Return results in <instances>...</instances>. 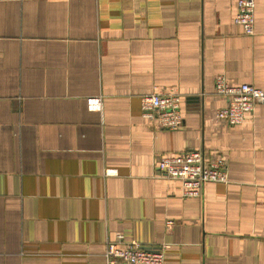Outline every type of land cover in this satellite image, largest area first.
<instances>
[{
	"label": "crops",
	"instance_id": "crops-1",
	"mask_svg": "<svg viewBox=\"0 0 264 264\" xmlns=\"http://www.w3.org/2000/svg\"><path fill=\"white\" fill-rule=\"evenodd\" d=\"M255 2L249 35L238 0H0V264H106L117 232L165 264H264V104L215 118L218 76L264 90ZM170 89L173 130L141 108ZM193 149L228 181L186 197L156 164Z\"/></svg>",
	"mask_w": 264,
	"mask_h": 264
},
{
	"label": "built area",
	"instance_id": "built-area-1",
	"mask_svg": "<svg viewBox=\"0 0 264 264\" xmlns=\"http://www.w3.org/2000/svg\"><path fill=\"white\" fill-rule=\"evenodd\" d=\"M255 6V0H238L235 21L249 35L255 33ZM215 92L228 99L226 107L215 111V118L225 120L230 125L243 123L247 113H251L257 104H264L263 89L248 83L231 85L222 75L215 81ZM181 97L175 89L146 93L141 97L142 114L150 120H157L163 128L177 129L183 123ZM87 105L91 111H100L102 98L89 96ZM156 170L168 179L181 181L186 197L200 196L208 182L228 181L225 161L221 158L208 160L200 149L158 157ZM171 223L167 222L169 225ZM166 247L167 244L147 247L137 240L125 239L123 233L117 232L107 239L104 257L106 264H165Z\"/></svg>",
	"mask_w": 264,
	"mask_h": 264
}]
</instances>
